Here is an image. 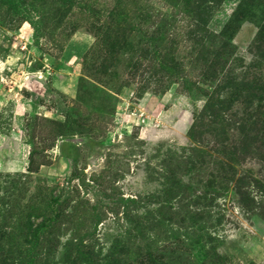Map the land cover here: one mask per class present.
<instances>
[{"label":"rangeland","instance_id":"374dc122","mask_svg":"<svg viewBox=\"0 0 264 264\" xmlns=\"http://www.w3.org/2000/svg\"><path fill=\"white\" fill-rule=\"evenodd\" d=\"M0 264H264V0H0Z\"/></svg>","mask_w":264,"mask_h":264}]
</instances>
